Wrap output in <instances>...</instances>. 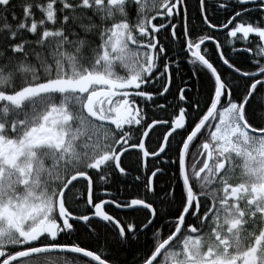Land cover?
I'll return each instance as SVG.
<instances>
[{"label": "snow or ice", "instance_id": "snow-or-ice-1", "mask_svg": "<svg viewBox=\"0 0 264 264\" xmlns=\"http://www.w3.org/2000/svg\"><path fill=\"white\" fill-rule=\"evenodd\" d=\"M196 15L219 65L189 0H0V264H264V0Z\"/></svg>", "mask_w": 264, "mask_h": 264}, {"label": "trees", "instance_id": "trees-1", "mask_svg": "<svg viewBox=\"0 0 264 264\" xmlns=\"http://www.w3.org/2000/svg\"><path fill=\"white\" fill-rule=\"evenodd\" d=\"M189 4H190V14H191L192 21L197 27H199L202 30L199 34L202 35L204 32H207L208 34H211L215 37L214 40H216V41L219 40L221 45H225V43L221 41V37H223V33L213 32L209 28H206L203 24H201L200 19L196 15L197 0H189ZM230 11L231 10H229V12H227V13L224 10L219 11L216 14V16L214 17V20L219 21V22H225L226 21V15H229ZM253 16L255 17V15H253ZM228 41H231V39H229ZM241 44H242V42L238 41V40L233 43V45L235 46L234 48H236V49L240 48ZM205 47L208 48L207 55L209 57H211L213 62L216 63L217 65L221 64L222 62L219 61L218 53L215 51V45L213 43H208ZM179 49H180V44H179V42H177V44L172 47V53H171L173 59L175 58L176 55H180V58H181L179 72L177 73L175 67H173V69H172L174 83L178 84V83H180V80L183 79L185 82H187L189 85L192 86V89H193L192 95L195 98V89H196L197 85L201 83V81H199L198 78L196 76H193V74H192L193 64L191 63L190 53H187L186 51L183 53H180ZM222 50L225 52V54L227 56L232 57V58H236V56H233V55L228 53L226 46L223 47ZM173 91H175V89H173ZM168 100L171 101L172 97L169 96ZM157 103H165V101L163 99H161V100L157 101ZM156 114L158 116H166L167 114H174V113H173V109L171 107H169L167 113H161L157 110ZM157 131L159 132V131H161V129H157ZM153 135L155 136V134H153ZM149 146H151V145H149ZM132 159H134V157H125L124 163L128 164L130 162V160H132ZM132 174H133V176L137 174L135 172L134 168L132 169ZM169 174H171V173H169ZM164 183H165L164 180L160 181V185H163ZM79 187H81V188L84 187L83 182H81ZM111 190L114 194L119 195L120 199H127V198H129V193L135 194L137 192V188H136L135 184L133 183L131 177H129L127 182H122L120 184L112 185ZM140 195H143V188L142 187L140 188ZM78 207H79L81 212L84 211L85 205H84L82 200L80 201ZM106 210L117 215L118 218L125 217L124 215H126V214H123L121 212H118L113 207H107ZM137 217L143 218V214H137ZM61 239L65 240L68 238L62 236ZM101 243H103V241ZM100 250L102 252H105L106 254L110 253L112 258L119 261V264H136V257L138 255V252H137V246H135V245H133L131 247H129V246L118 247L115 243L112 242V239L109 236L107 247L106 248L102 247V248H100ZM68 258L69 259H79L78 257H71V256H69Z\"/></svg>", "mask_w": 264, "mask_h": 264}, {"label": "bare ground", "instance_id": "bare-ground-1", "mask_svg": "<svg viewBox=\"0 0 264 264\" xmlns=\"http://www.w3.org/2000/svg\"><path fill=\"white\" fill-rule=\"evenodd\" d=\"M209 29H210L211 31H213V32H216V33H223V37H221V41L224 42L225 44H226V41H228L229 39L232 40V38L227 37V33H226L225 31H217V29L214 30V29H211V28H209ZM225 33H226V34H225ZM208 43H213V44L215 45V44H216V40L205 41L204 44L202 45V49H205V48H206L205 46H206ZM234 47H235L234 45H232V47H228V46H226V49H227V51H228L229 54H231V55H233V56H237L236 51L233 50ZM206 49H207V51H208V48H206ZM108 207H114V206H108ZM123 214H126V212H123ZM124 216H126V215H124Z\"/></svg>", "mask_w": 264, "mask_h": 264}, {"label": "flooded vegetation", "instance_id": "flooded-vegetation-1", "mask_svg": "<svg viewBox=\"0 0 264 264\" xmlns=\"http://www.w3.org/2000/svg\"><path fill=\"white\" fill-rule=\"evenodd\" d=\"M253 15H256V14H253ZM115 210H117L118 212H121V213H123L122 211H120V210H118V209H116L115 208V206L113 207Z\"/></svg>", "mask_w": 264, "mask_h": 264}, {"label": "water", "instance_id": "water-1", "mask_svg": "<svg viewBox=\"0 0 264 264\" xmlns=\"http://www.w3.org/2000/svg\"><path fill=\"white\" fill-rule=\"evenodd\" d=\"M217 31H224L223 29H217ZM119 210V209H118ZM120 211H122V212H125V211H123V210H120Z\"/></svg>", "mask_w": 264, "mask_h": 264}]
</instances>
